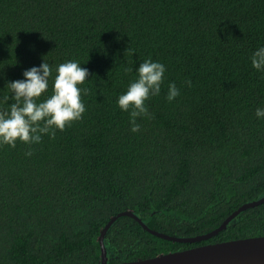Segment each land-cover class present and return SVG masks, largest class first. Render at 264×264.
Wrapping results in <instances>:
<instances>
[{
  "label": "trees",
  "instance_id": "trees-1",
  "mask_svg": "<svg viewBox=\"0 0 264 264\" xmlns=\"http://www.w3.org/2000/svg\"><path fill=\"white\" fill-rule=\"evenodd\" d=\"M262 44L264 0H0V97L43 58L48 94L59 63L90 72L81 119L0 145V264H100L101 232L121 212L194 237L264 197V73L250 61ZM149 57L165 64L164 82L132 132L116 101ZM260 236L264 204L200 243L127 216L104 243L119 264Z\"/></svg>",
  "mask_w": 264,
  "mask_h": 264
},
{
  "label": "clouds",
  "instance_id": "clouds-1",
  "mask_svg": "<svg viewBox=\"0 0 264 264\" xmlns=\"http://www.w3.org/2000/svg\"><path fill=\"white\" fill-rule=\"evenodd\" d=\"M250 61L253 68L264 73V44L252 51ZM165 72L164 63L149 57L139 64L136 77L118 95L116 103L122 111L129 113L132 132L140 129L138 117H150L146 101L160 94ZM89 75V69L78 60L59 63L48 94L53 69L43 58L41 64L25 69L23 78L7 81L5 87L11 95L0 97V105H6L0 108V145L15 147L17 140L26 144L38 143L42 139L41 134L54 136L56 129L63 130L72 121L81 119L86 111L82 94L88 93V89L81 85ZM179 91L176 84L170 82L167 100H174ZM42 95L44 98L40 99ZM9 100L12 102L8 103ZM255 115L264 119V107H257ZM27 155H31V151Z\"/></svg>",
  "mask_w": 264,
  "mask_h": 264
},
{
  "label": "water",
  "instance_id": "water-1",
  "mask_svg": "<svg viewBox=\"0 0 264 264\" xmlns=\"http://www.w3.org/2000/svg\"><path fill=\"white\" fill-rule=\"evenodd\" d=\"M264 204V197L246 203L233 212L217 229L194 237L170 236L151 229L143 219L132 211H124L113 216L103 228L99 237L102 251L100 264H108L105 236L113 224L121 217L135 219L151 234L172 242L200 243L207 241L223 231L228 224L240 213ZM119 264H264V236L231 240L219 243H209L183 251L170 252L146 260L124 262Z\"/></svg>",
  "mask_w": 264,
  "mask_h": 264
}]
</instances>
